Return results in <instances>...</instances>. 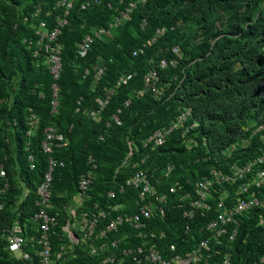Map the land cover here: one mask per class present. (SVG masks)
<instances>
[{
    "label": "trees",
    "instance_id": "16d2710c",
    "mask_svg": "<svg viewBox=\"0 0 264 264\" xmlns=\"http://www.w3.org/2000/svg\"><path fill=\"white\" fill-rule=\"evenodd\" d=\"M60 1L0 0V167L7 172L5 179L0 177V204L4 205L0 210V264H30L17 260L5 248L3 237L8 232L3 231L19 219L25 238L37 236L31 220L38 210L37 190L45 180L50 158L64 163L53 175L56 208L50 214L59 215L52 238L54 251L58 253L62 245L70 243L64 227L72 219L69 212L80 191L81 176L92 170L93 158L95 180L77 213H93L98 207L106 217L98 225V241L84 240L81 220L76 222V235L83 241L73 250L77 258L72 264L100 263L105 256L116 258L113 264H137L124 253L142 242L134 237V228L125 224L117 232L108 231L113 218L139 213V191L126 186L129 177L147 171L159 195L181 184L194 197V186L213 170L229 174L233 166L242 167L264 155V0H99L86 9L82 5L89 0H75L59 37L63 72L56 82L59 94L54 111L55 81L46 56L36 57L35 52L40 24L45 22L52 31L57 18L64 16L57 6ZM132 3L135 8L130 19L114 29L111 38L96 39L82 55L79 43L98 28H109ZM161 29L166 32L157 37ZM154 38L157 40L151 43ZM141 49L143 54L133 55ZM175 59L176 66L160 67L161 61ZM100 67L105 73L96 81ZM156 69L163 96L146 89L145 78ZM124 75L130 77L128 83L116 89L100 120H93L90 113L98 109V100ZM141 90H145L143 96ZM185 108L193 110L188 126L197 124L186 138L178 129L163 147L144 148L151 135L169 126ZM32 115L38 121L36 128L30 126ZM49 128L63 136L62 141L52 143V153L43 148ZM192 139L196 144L189 146ZM168 165L174 171L167 178L163 172ZM262 172L264 162L257 163L242 184ZM6 183L10 188L4 192ZM219 189L217 186L213 193ZM25 190L30 196L22 200ZM255 191L264 201V186ZM179 194H169L166 217L149 221V228L166 230L165 243H177L185 252L203 238L201 232L205 234L213 212H200L193 230L186 232L182 212L188 202ZM261 219L264 208L239 217L242 228L237 242L220 247L223 253H230L233 264H253L264 255ZM117 238H124L118 251L92 255L93 245ZM223 257H214L211 264H221ZM63 263L67 264V258Z\"/></svg>",
    "mask_w": 264,
    "mask_h": 264
},
{
    "label": "built area",
    "instance_id": "2783aa9c",
    "mask_svg": "<svg viewBox=\"0 0 264 264\" xmlns=\"http://www.w3.org/2000/svg\"><path fill=\"white\" fill-rule=\"evenodd\" d=\"M75 0H62L58 3V6L65 7L64 16L60 15L57 18V26L54 30L48 31L45 22L40 24V29H38V35L40 36L38 50L35 52V56H39L43 53L46 56V63L48 70L52 75L55 83L53 84L54 90V101L53 108L56 111L58 107V94L59 87L57 81L60 79L63 72V62H62V52L63 46L59 42V37L62 30L68 24L67 16L69 11L73 6ZM144 1V0H141ZM99 4V0H89L83 3L82 8L86 9L91 5ZM135 8V4L131 6L122 13V16L117 18L109 28H100L94 35H87L81 43H79L78 48L82 52V55L86 54L93 42L96 39H106L112 37V32L114 29L118 28L124 21L130 19L132 10ZM41 13V8H38V14ZM166 29H161L157 31V37L164 35ZM157 39L154 38L151 43H154ZM177 57L180 56L179 48L174 50ZM144 50L135 51L134 56L143 54ZM178 60L167 61L163 60L160 63L162 69H166L169 66H176ZM105 73V68H98L96 81H98ZM88 75V72H87ZM130 80L129 76H122L117 82L116 86L109 89L107 96L99 99V107L97 110L90 113V117L99 121L102 113L105 111L106 106L109 104L112 96L115 94L116 89L124 84H127ZM160 81L159 71L152 70L145 78L146 89L150 88L157 96H163V89H161L157 83ZM145 90L139 92L140 96H143ZM131 101L126 103V106H130ZM120 112V111H119ZM193 117V110L191 108H185L177 119L172 122L169 126L163 127L157 130L153 135H151L145 142L144 148L156 149L163 147L169 137L175 130L182 129L184 138L187 137L191 129L197 127V124L188 126L191 118ZM114 120L121 124V119L119 116H115ZM38 124L35 115H32L30 126L33 128ZM36 128V127H35ZM262 127L261 129H263ZM260 130V129H259ZM35 131L33 129L29 134H33ZM46 140L43 144L45 152L52 153L53 145L55 139L58 141L63 140V136L56 135L53 128H49L45 131ZM196 144V141L192 139L188 142L189 146ZM133 151H131V155ZM264 162V155L258 160L250 162L242 167L233 166L231 173L226 174L218 170H213L211 175L207 178L200 180L199 183L194 186V197L193 194L186 190L181 184H174L169 193L158 194V187L153 183L149 173L147 171H138L129 177L126 181V186L130 188H135L139 191V201H138V214H126L120 215L113 218L108 231H118L119 228L125 224H128L134 228L136 237L138 240H142L140 246H135L131 248H126L124 253L126 255L132 256L137 264H211L214 257L224 256L222 258L221 264H233L230 253H223L220 250L222 245L230 246L237 242L240 235V230L242 225L239 223V217L248 214L250 210L257 208H264V201H262L257 195V189L264 186V172L260 176L254 177L252 181H247L246 184H242V181L247 180V175L252 174L254 167L257 163ZM90 163L92 164V170L81 176L80 179V191L74 197L75 205L71 207L69 214L72 219L67 221V225L64 227V231L67 233V237L70 243L64 244L60 248L61 250L57 253L54 251L53 247V236L56 235V228L58 226L57 216L51 215L50 211L56 208L53 199V175L58 166H64V163H58L53 158L49 160V169L45 176V180L39 186L37 190V211L32 218V223L34 228L33 233L37 236L29 235V238L24 236V228L22 227L20 220L17 219L14 222L13 227L10 230H5L3 232H8L7 236L3 237L6 239V249L12 253L11 255L17 260H22L24 262H29L30 264H64L63 259L67 258V264H72L73 260L77 258L73 255V250L76 246H81L83 239L88 240L89 238L95 239L100 237L97 231L100 220L106 217V212L98 207L95 208L93 213L82 212L79 216L77 213V208H82L86 200V193L92 186L95 180L94 171L97 169V165L93 158H90ZM34 168V165L32 166ZM174 171L173 165H168L164 170L163 175L169 177ZM0 177L5 179L7 177V172L0 167ZM240 183L239 185H237ZM220 187L218 191H214L216 187ZM228 186H238L235 191L228 189ZM9 185L6 183L5 190H9ZM121 190L124 191L125 187L122 185ZM254 191V192H253ZM180 193L182 201L188 202L184 206V211L182 212L183 219L187 220L186 232H191L193 230L194 222L197 220L200 212L211 213L213 212V217L207 222L206 227H204V233L201 239L196 242L193 247L188 248L185 252H181L180 247L177 243L166 244L168 239V232L166 230L150 229L149 221L155 218H165L167 215L166 205L169 200V194ZM232 192H234L232 194ZM30 196V191L26 190L22 195V200L27 199ZM110 196H114V192L110 193ZM4 208V205L0 204V210ZM81 220V229L84 236L83 239L76 235V222ZM29 221V220H28ZM259 225H264V219L260 220ZM102 235H106L103 233ZM204 235H206L204 237ZM128 237V236H127ZM99 239V238H98ZM124 240L114 239L109 242L97 243L92 246L91 253L95 257H100V252L104 251H118L120 244ZM144 240V241H143ZM98 241V240H97ZM158 241V243L156 242ZM28 246V250L26 247ZM1 254V248H0ZM67 257H64L66 256ZM116 258L105 256L101 259V262H92L90 264H113ZM253 264H264V255Z\"/></svg>",
    "mask_w": 264,
    "mask_h": 264
},
{
    "label": "clouds",
    "instance_id": "9594fccd",
    "mask_svg": "<svg viewBox=\"0 0 264 264\" xmlns=\"http://www.w3.org/2000/svg\"><path fill=\"white\" fill-rule=\"evenodd\" d=\"M73 3H74V2H73ZM57 6H58V5H57ZM72 7H73V6H72ZM72 7H71V8H72ZM59 8L63 9V11H64V9H65V7H63V6H60ZM101 28H104V27H101ZM99 29H100V28H98L97 30H99ZM97 30H96V31H97ZM96 31H95V32H96ZM112 34H113V32H112ZM106 39H107V38H106ZM101 40H102V39H101ZM25 191H26V190H25ZM23 194H24V193H23ZM23 194H22V195H23ZM73 261H74V260H73Z\"/></svg>",
    "mask_w": 264,
    "mask_h": 264
},
{
    "label": "rangeland",
    "instance_id": "374dc122",
    "mask_svg": "<svg viewBox=\"0 0 264 264\" xmlns=\"http://www.w3.org/2000/svg\"><path fill=\"white\" fill-rule=\"evenodd\" d=\"M18 93H19V90L17 89V95H18Z\"/></svg>",
    "mask_w": 264,
    "mask_h": 264
}]
</instances>
